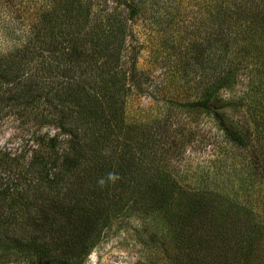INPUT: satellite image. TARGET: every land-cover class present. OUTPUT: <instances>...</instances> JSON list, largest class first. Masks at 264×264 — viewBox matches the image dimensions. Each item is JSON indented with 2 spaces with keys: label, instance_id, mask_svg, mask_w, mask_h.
<instances>
[{
  "label": "rangeland",
  "instance_id": "rangeland-1",
  "mask_svg": "<svg viewBox=\"0 0 264 264\" xmlns=\"http://www.w3.org/2000/svg\"><path fill=\"white\" fill-rule=\"evenodd\" d=\"M143 1L142 11L129 17L126 0H81L78 21L61 22L62 33L67 34L49 33L50 29L38 25L26 38L33 52L24 51L19 65L38 80L29 97L32 102L0 100L1 188L11 183L28 188L29 181H34L31 187L43 182L36 167L51 165L52 153H61L67 146L70 130L84 139L75 149L83 158L79 172L84 165L85 170L98 166L97 162L105 175L115 177L108 178L109 192L97 201L99 208L111 212L112 221L97 236L84 264H165L157 226L163 223L169 234L178 230L176 221L186 206H198L202 199L206 207L201 211L215 216L231 243L238 232L250 227L251 213L246 210L252 211L253 218L264 217V94L259 103L246 101L249 78L257 87L264 84L263 37L252 43L249 57L236 69L235 81L226 83L213 99L214 109L227 124L247 132L246 146L236 147L212 115L189 103L220 74L221 62L235 55L234 45H245V41L229 36L209 54L207 12L198 23L192 2ZM14 20V12L6 15L7 25L16 24ZM14 38L19 48L25 47ZM194 40L200 44L198 50L190 49ZM65 46L76 50L73 61L67 60ZM110 52L116 53L113 60ZM64 79L80 85L71 84L69 89L74 91L62 93ZM49 91H58L57 98L47 95ZM244 92V103H240L238 96ZM0 93L6 96L7 92ZM73 93L79 108L71 101ZM117 140L127 144L123 154ZM119 174L147 184L143 190L133 185L125 199L115 204ZM68 175L63 168L60 176ZM158 199L165 205L169 201L166 214L171 207L176 220H168L163 208L159 210L163 217L153 219ZM6 205L7 211L15 209ZM183 241L178 251L184 249ZM0 264L29 262L17 253H6Z\"/></svg>",
  "mask_w": 264,
  "mask_h": 264
},
{
  "label": "trees",
  "instance_id": "trees-1",
  "mask_svg": "<svg viewBox=\"0 0 264 264\" xmlns=\"http://www.w3.org/2000/svg\"><path fill=\"white\" fill-rule=\"evenodd\" d=\"M176 1L181 4L183 2V0ZM185 1L192 2L195 6L193 12L198 23L203 22L201 21L204 17L203 14L208 13L205 22L208 25L209 39L212 40L210 41L209 54L215 53L218 49L217 46L224 44L227 39H230L229 36L245 41V45H234L236 46L235 55H231L227 63L221 62L224 64L219 67L218 73L220 74L208 81L205 90L200 92V97L190 101L189 104L196 110L199 109L201 112L212 115L231 144L236 147L246 146L247 143L244 140L247 132L227 124L221 113L214 109L213 99L226 83L235 81L238 74L236 69L241 66L242 60L249 57L247 54H250L254 40L256 41L259 37H263L264 40V0ZM80 2L81 0H3L0 3V37H2L0 41V91L7 92L6 96L0 93V100H6L5 104L8 101L27 104L29 101L32 102L29 97H32L31 93L36 90L34 85L39 86L37 85L38 80L32 75H28L24 66L19 67L25 55L24 51L33 52L30 51L31 46L26 40L27 36L33 35V30L38 25L43 26L44 29H50L49 33L56 30L61 34L63 20L69 24L78 21L83 7ZM144 2L142 0H126L129 17L139 14L143 9ZM13 12L16 24L9 26L5 22V18L7 14ZM73 14L74 16H72ZM70 18L72 19L70 20ZM184 19L180 20L184 21ZM187 23L190 26V22L187 21ZM120 28L123 29V26ZM67 33L63 32L62 34ZM14 36L23 43L24 48L18 47L19 43L15 41ZM196 44L194 40L190 49L195 47L198 50L200 44L198 43L197 46ZM65 47H67L65 52L67 60L73 61L72 55L74 52L76 53V50L74 51L73 47ZM3 48L4 50H2ZM113 52L109 54L111 60L116 54ZM249 81L251 83L246 101L259 103L261 101L258 100L259 96L264 94L261 91L264 84L257 87L252 78H249ZM61 82L60 87L66 90L62 93L72 91V88L69 89L72 85H80L79 82L72 84L65 79ZM100 92L101 89L98 93L100 94ZM245 92L238 96L240 103H244ZM47 95L57 98L58 91L54 93L49 91ZM70 96L74 108H79L77 107L79 102L77 94L76 97L75 93ZM107 101L108 103L114 102L108 99ZM111 107L112 105H110ZM112 111L113 109H110L111 113ZM61 126H63L62 123ZM260 138L262 140L263 137ZM65 142L67 146L62 149L61 153L55 151V147L51 148L55 152L51 155L50 166L36 167L38 178L43 182L31 187L34 181L32 183L29 181L28 188L31 187V190L23 183L19 185L11 183L10 186L0 187V257L6 253H17V257H23V260H27L29 264H84L97 236L101 230L110 225L111 212L99 208L97 202L105 196V192H109L107 187L109 176L103 173L102 165L97 162L95 164L98 166L94 165L93 168H89L90 170H85L84 165L82 172H79L78 167L83 158L75 149L84 143V139L81 141L76 132L73 133L70 130ZM118 142L122 144L119 149L123 154L128 149L127 144L123 140H117L116 143ZM261 144V146L264 145V143ZM63 168L69 172L68 176H60ZM90 171L91 174H89ZM100 181L103 183L101 184ZM128 181H130V185H128ZM134 182L135 180L131 181L130 178H126L125 174H119L118 198L113 200L115 204L121 199H125V193L133 185L134 188L143 190L147 184L137 181L134 184ZM156 190L155 193H157ZM200 201L198 206L193 203L186 206L185 213L176 221L178 230L169 234L163 223L157 226L159 232H156V237L161 242L162 252L165 254V264H170V261L174 264L177 261H180V264H200L201 261L207 262H202V264H264V217L254 215L253 218L252 211L246 210L251 213L249 215L250 227L238 232L233 238L235 241L231 243L226 237L227 232L222 228L223 225L217 223L215 216L207 217L208 214L201 211V208L206 207V204L203 199ZM168 202L165 205L164 200L158 199L154 203L158 212L157 215H153V219L163 217V212L159 211L162 208L165 210L164 216L168 220L173 218L171 207V211L166 214ZM6 204H10L11 209H15L7 211ZM199 211L200 217L197 216ZM159 213L160 215H158ZM221 214L225 215L227 212ZM196 218L199 220L196 221ZM255 232H259L258 235ZM193 236L199 238L195 239ZM228 237L230 238L229 235ZM185 238H187L186 241ZM182 241L185 243L183 244L184 249L178 251ZM220 248H223V251Z\"/></svg>",
  "mask_w": 264,
  "mask_h": 264
},
{
  "label": "clouds",
  "instance_id": "clouds-1",
  "mask_svg": "<svg viewBox=\"0 0 264 264\" xmlns=\"http://www.w3.org/2000/svg\"><path fill=\"white\" fill-rule=\"evenodd\" d=\"M109 179H112V180H114V179H115V177H114V176H112V175L110 174V176H109ZM100 183L102 184V183H103V181H100Z\"/></svg>",
  "mask_w": 264,
  "mask_h": 264
}]
</instances>
